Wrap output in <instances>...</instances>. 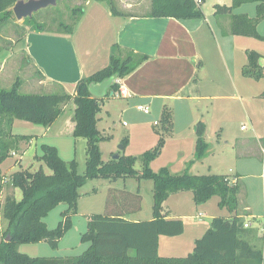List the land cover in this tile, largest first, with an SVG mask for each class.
<instances>
[{"label":"trees","instance_id":"obj_1","mask_svg":"<svg viewBox=\"0 0 264 264\" xmlns=\"http://www.w3.org/2000/svg\"><path fill=\"white\" fill-rule=\"evenodd\" d=\"M20 0H0V21L10 19L9 10ZM28 1V0H26ZM107 1V0H99ZM206 0H151V17L174 18L176 20H202L204 13L200 4ZM114 15L118 12L109 2ZM255 5L256 16L233 14L244 5ZM83 7L74 9L78 12L74 25L83 14ZM215 15L226 14L231 19V33L237 36L255 38L264 41L258 27L264 22V0H233L230 7L216 5ZM24 24L31 30L43 32L42 24L34 18H27ZM67 32L72 29L64 26ZM69 29V30H68ZM262 56L255 52L248 53V65L244 68L245 77L260 80L264 77L260 65ZM150 59L149 56L123 49L115 44L111 48L109 64L93 75L78 82L74 94L65 91L49 94L21 93L18 82L11 89L0 90V194L5 189V176L1 166L19 149L21 143H29L32 137L14 135L13 125L16 120L32 125L50 128L64 114L65 108L73 103L75 111L73 122L74 138L87 141V161L84 175L78 174L75 160L65 162L55 146L41 145V156L36 160L46 164L52 174L48 175L42 168L31 172L20 169L11 175V187L22 191L21 201L15 196H8L1 204L3 218L8 222L6 235L9 242L0 243V264H264V238L262 244H252L256 229L250 227L245 216L239 214L238 183H231L226 175H191L173 176L168 168L154 173L151 162L161 153L164 137L158 145L144 153L143 170H135L136 158L119 155L118 160L104 162L100 144L105 138L97 128L98 115L105 99L96 98L89 92V85L117 75L122 80ZM116 98L119 83L113 88ZM264 96V95H263ZM165 135L172 132V115L165 110L161 119ZM158 124L155 126L157 127ZM206 126L200 122L197 126L195 161L202 162L209 150L205 140ZM124 149V146H123ZM124 178L151 180L153 188V219L146 222H133L128 214L142 209V196L112 191L108 198L111 206L108 215H93L87 224V231L81 242L89 244L81 255L69 258H32L18 251L21 245L47 243L57 250L62 239L71 231L72 217L77 214L80 195L78 190L94 179L117 181ZM192 192L196 206L219 197L221 208L230 212L229 217H216L211 226L194 244L193 252L185 257H166L159 255L161 237H178L185 232L182 219H167L163 216L165 202L171 195L179 192ZM120 198L122 200H120ZM61 204L68 209L62 212V221L50 230L45 223L48 215ZM246 225H249L246 227Z\"/></svg>","mask_w":264,"mask_h":264},{"label":"rangeland","instance_id":"obj_2","mask_svg":"<svg viewBox=\"0 0 264 264\" xmlns=\"http://www.w3.org/2000/svg\"><path fill=\"white\" fill-rule=\"evenodd\" d=\"M87 1L62 0L58 2L56 7H49L35 13L33 18L36 23L42 24L45 30L43 32H67L64 26L73 30L74 21L78 16V12H73L74 9L84 7ZM122 1L124 0H107L108 3L112 2L116 11H118ZM130 2L140 5V7L132 9V13L150 12L151 0H130ZM232 2L233 0H206L202 9L215 24L216 21L218 23L223 19L229 22L231 20L229 15L220 14L215 18L213 12L216 5L230 7ZM9 10L12 14L11 18L0 21V90L11 89L13 85L19 82L21 84L20 92L23 94L60 92V89L53 85L41 86L38 84L40 78L28 63L23 40L30 29L24 24V21L16 19L13 7ZM233 14H247L254 18L256 16L255 5H244L235 10ZM220 29L219 33H221ZM258 31L260 34H264V22L260 24ZM236 47L238 70L240 69L239 60L248 57L249 52L256 51L264 56V41L255 38L241 39L237 41ZM211 60L214 62L212 63L213 70L215 68L223 73L226 71L218 58L212 57ZM263 60L261 63H264ZM245 63L246 61H244V65ZM262 72L264 73V68ZM259 84L260 94L255 95V97L251 93L245 94L241 103L209 99L193 101L188 104L187 102H177L169 105L168 110L172 115L173 127L172 132L168 135H165L162 129V109H160L159 104L150 106V113L145 114L138 109L137 103L133 101L120 98L114 101H106L98 115L97 123L98 130L105 138H109L100 144L102 160L106 163L113 160L117 154L131 156L137 159L135 170L141 172L143 170V155L158 145L161 138L157 134L159 131L164 137V145L161 148V153L150 164L154 173H159L162 168H168L173 176H182L186 172L191 175L228 174L230 168L236 171V166H240V163L231 157L234 154L237 140L255 139L254 129L257 135L264 138V80H261ZM202 92V95L205 94L206 96L226 95L223 92L213 90L210 85L204 86ZM74 106L71 103L65 108V118L73 114ZM250 117L253 123H251ZM201 121L206 126L205 140L211 145L210 159L204 164L195 161L196 132ZM156 124H158L157 127H155ZM16 127V133L19 135L30 134L29 132L35 129L33 125L20 120L16 121ZM43 144L55 146L65 162L75 160L79 175H84L86 172L87 141L85 139L74 138L72 134L60 139L49 138L38 142L37 147H33L30 151H28L30 143H21L17 152L11 155L1 166L6 184L4 191L0 194V243L6 242L8 237L5 234L8 222L3 218L1 204L5 202L8 196H15L17 201L22 199V191L20 189L14 190L10 185L11 175L20 169L35 172L40 168L46 174H52V170L46 164L36 160L37 155H42L40 146ZM123 146L124 149L121 150L120 147ZM253 163L248 170L244 169V172H247L245 174L250 176L241 182L243 186H247L245 191L250 192L252 196L255 195L254 211L255 215L259 216L264 211L262 205L264 184H262L261 179H256L253 175H260L262 163L260 159ZM153 188L154 184L151 180H141L140 182L136 178H124L117 181L106 179L88 181L78 190L80 198L77 214L72 217L73 227L62 239L58 249L53 250L47 243L43 242L21 245L18 247V251L32 258L79 256L89 247V244L81 242V238L87 231L90 217L109 214L111 206L108 205V198L112 191L115 192V195L116 193L137 194L140 192L143 199L142 209L139 212L128 214L127 218L133 222H146L153 219ZM120 200L122 199L120 198ZM219 203L220 198L216 196L205 204L196 206L193 193L189 191L171 195L164 204L163 214L182 216L180 219L184 221L186 231L179 238L162 237L159 255L185 257L192 253L195 241L208 232L213 218L230 216V212L226 208H221ZM67 209V205L61 204L48 215L45 223L50 230L58 226L62 221V212Z\"/></svg>","mask_w":264,"mask_h":264},{"label":"crops","instance_id":"obj_3","mask_svg":"<svg viewBox=\"0 0 264 264\" xmlns=\"http://www.w3.org/2000/svg\"><path fill=\"white\" fill-rule=\"evenodd\" d=\"M137 7L140 5L124 0L119 6L118 14L114 15L107 1L88 0L83 7L82 17L74 25L71 33L36 32L29 28L23 40L28 63L40 78L38 84L53 85L60 89V92L74 94L80 80L93 75L109 64L111 48L117 44L123 49L150 57L147 62L119 83L120 97L118 98L133 101L137 103V107L150 108L154 104H159L163 114L165 110H168L169 105L177 102L188 104L193 101L219 99L241 103L245 94L251 93L254 97L260 94L259 82L264 80V77L254 80L243 74L244 68L248 65V57L239 60L240 69L238 70L236 43L247 37L231 33V20L228 22L223 19L218 23L216 21L215 24L203 9L202 20L180 21L174 18H153L150 15L151 6L148 13H132V9ZM215 12L216 10L213 16L216 18ZM217 26L221 28V33ZM260 55L263 60L264 56ZM212 57L220 60L226 69L224 73L215 68L212 69V63H214L211 60ZM244 61H246L245 65ZM263 64L260 61V65L264 68ZM206 85L226 95H202ZM122 91H124L123 94ZM104 99L102 107L106 101H114L117 98L115 94L112 99ZM75 108L74 106V111ZM73 116L74 112L65 118L64 110L63 116L50 128L33 125L34 131L22 135L32 137L28 151L37 147L38 142L45 139H60L69 134L73 135L75 128ZM247 116L249 117L248 114ZM249 119L253 123L252 118ZM16 121L13 125V134L19 135L16 133ZM253 132L255 139H240L235 144V151L231 158H235L237 163H240V166H236V171L230 168L228 170L230 174L218 175H226L231 183L239 184V214L244 215L250 227L257 231L255 237H252V244L261 245L264 228L260 227H264V211L259 216L255 215V195L252 196L250 192L245 191L247 186H243L241 182L250 176L245 174L247 172H244V169L248 170L249 166L254 164L253 162L260 159L261 173L253 177L261 179L264 184V138L257 135L255 129ZM228 150H230L229 147ZM210 155L211 145L209 144L207 155L201 163L207 162ZM262 205L264 209V191ZM163 216L167 219L182 218V216L164 214Z\"/></svg>","mask_w":264,"mask_h":264},{"label":"water","instance_id":"obj_4","mask_svg":"<svg viewBox=\"0 0 264 264\" xmlns=\"http://www.w3.org/2000/svg\"><path fill=\"white\" fill-rule=\"evenodd\" d=\"M62 0H20L13 7V13L17 20L24 21L27 18H32L33 15L40 10L56 7L58 2ZM118 80L117 75H113L102 82H93L89 85V92L96 98H114L115 92L113 90L116 81ZM123 150V147H120ZM119 154L113 157V160H118ZM10 241V236L6 238V242Z\"/></svg>","mask_w":264,"mask_h":264},{"label":"built area","instance_id":"obj_5","mask_svg":"<svg viewBox=\"0 0 264 264\" xmlns=\"http://www.w3.org/2000/svg\"><path fill=\"white\" fill-rule=\"evenodd\" d=\"M198 3H200V0H195ZM118 83H120V81L118 80ZM122 94L124 93V91L121 92ZM139 110L143 111L145 114H149L150 113V108L148 106H140L138 107ZM249 225H246V227H248Z\"/></svg>","mask_w":264,"mask_h":264}]
</instances>
